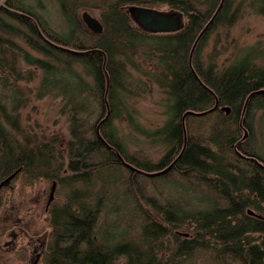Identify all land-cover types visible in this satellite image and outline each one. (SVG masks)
<instances>
[{
	"label": "trees",
	"instance_id": "16d2710c",
	"mask_svg": "<svg viewBox=\"0 0 264 264\" xmlns=\"http://www.w3.org/2000/svg\"><path fill=\"white\" fill-rule=\"evenodd\" d=\"M51 1L67 28L62 36L38 14L42 6L38 0L34 7L33 1L3 0L0 7V212L4 193L14 191L17 183L44 180L65 190L60 211L55 203L48 209L49 224L58 233L39 264H264V163L248 147L253 104L264 109V92L252 94L264 90V67L256 64L264 52H251L222 68L205 65L200 57L210 34L229 29L244 2L233 8L235 0H223L216 13L221 0ZM132 7H166L182 22L175 32L152 33L134 21ZM246 7L264 17V0H247ZM83 10L98 12L101 33L83 24L79 15ZM60 47L96 51L78 55ZM102 52L109 77L106 97ZM146 63L151 64L149 72L143 69ZM26 66L41 72L39 98L61 97L60 114L68 130L63 152L55 136L39 143L13 133L19 132L17 109L26 103L14 90L24 79ZM132 72L148 75L149 80L132 81ZM65 78L73 79L67 88ZM148 83L161 90L166 106L160 125L144 130L138 128L126 102L137 97L133 88L145 91ZM8 91L17 95L11 97L9 111L3 105ZM215 100L218 105L212 111L182 120L188 111L211 109ZM105 102L109 116L99 134L111 148L96 133L106 114ZM222 106L230 108L229 114L220 110ZM122 114L156 149L157 159L129 152L114 125ZM244 128L248 135L242 140ZM117 154L139 172L128 169ZM172 163L163 174L147 175ZM159 180L175 193L161 196ZM146 183L152 184L153 192H147ZM115 193L123 196V206L106 209L105 216L116 215L113 224H126L125 232L116 225L114 245L108 239L96 245L102 250H96L89 242L87 252H81L77 238L90 236V224H97ZM2 230L0 224V235ZM65 237L70 240L59 242ZM0 264H8L1 248Z\"/></svg>",
	"mask_w": 264,
	"mask_h": 264
},
{
	"label": "rangeland",
	"instance_id": "374dc122",
	"mask_svg": "<svg viewBox=\"0 0 264 264\" xmlns=\"http://www.w3.org/2000/svg\"><path fill=\"white\" fill-rule=\"evenodd\" d=\"M31 1L34 2L31 3L32 7L36 6L37 0H28V2ZM240 1L244 3L237 21L229 29H216L210 34L200 54L201 60L205 65H214L222 68L231 63H236L244 55L251 52L259 50L264 52V17L247 10V0H235L233 8ZM38 2L41 3L42 8L40 7L36 11L48 22L51 31H55L61 34V36L64 35L67 32V28L54 2L51 0H38ZM155 8L158 11L172 13L166 11V7ZM84 11L99 19L98 12L95 10H83L79 13L80 17ZM173 14L182 19L177 12H173ZM233 59L234 61L232 62ZM256 64L264 67V58L257 60ZM143 69L149 72L151 64H144ZM74 70L75 72H80L78 68H74ZM28 72H30V77L26 79ZM24 74V79L17 81L16 90L14 91L22 94L26 103L17 109L16 124L19 132L13 133L18 139L28 135L35 142L39 143L47 142L55 136L57 137L56 145L63 152L68 138V130L67 121L60 114L62 106L61 97L44 95L39 98L37 90L42 77L41 72L37 71L34 66H26ZM132 74V81L138 79L137 81L147 82L149 80L148 75L144 78L140 77L137 73L132 72ZM69 79L65 78L63 80L66 83V88L73 82V79ZM13 88L10 87L9 90ZM133 90L137 94V97H128L126 104L131 108L133 120L136 122L138 128L150 130L160 125L164 119L163 114L165 113L166 106L161 90L157 88L155 83H148L145 91H141L138 88H133ZM14 91L5 92L7 97H4L3 105L6 106L7 111L10 110L11 102L13 103L11 97L16 98L17 96ZM8 94L10 97H8ZM253 107L248 118V123L253 131L248 147H251L264 161V109L255 106V103ZM114 125L119 130V134L122 137L124 136V141L129 152L141 158H158L159 154L155 151L156 149L151 147L148 139L143 134L134 130L124 114L115 120ZM247 135L241 139H247ZM156 182L162 185L163 193H161V196H170L171 193H175L165 187L163 181L159 180ZM16 185L17 188L14 191L4 193V205L0 212V224L3 227L0 235V248L5 254L8 264H27L30 248L27 245V241L30 238V234H33L35 237L38 235L44 236L49 230L48 209H51L52 204L55 203V209L60 211L64 202L65 190L61 187L58 189L54 183L51 184L44 180L35 181L28 185L21 183L19 185L17 183ZM146 185L148 186L147 192H153L152 184L146 183ZM155 193L157 194V192ZM50 195L52 196L51 199H49ZM105 205V208L99 213L97 224H103L102 222H104L107 224V229L113 228L116 225L126 228V224L124 223L113 224L117 221L116 215L112 216V214H108L107 217L105 216L106 209L109 210L114 205H117L118 210L122 208L123 196L115 193ZM21 229H25L28 233ZM114 244L115 241L112 245ZM24 255L25 262L23 261Z\"/></svg>",
	"mask_w": 264,
	"mask_h": 264
},
{
	"label": "water",
	"instance_id": "95a60500",
	"mask_svg": "<svg viewBox=\"0 0 264 264\" xmlns=\"http://www.w3.org/2000/svg\"><path fill=\"white\" fill-rule=\"evenodd\" d=\"M2 2L3 0H0V7L2 6ZM222 2L223 0H221L219 6H218V9L216 10V13L217 11H219L221 5H222ZM130 13H131V16L132 18L134 19V21L140 26L142 27L143 29L149 31V32H152V33H170V32H175L179 29L180 25H181V19L180 17H178L177 15L173 14V13H169V12H162V11H158V10H155V9H152V8H144V7H132L129 9ZM215 13V15H216ZM214 15V16H215ZM213 16V18H214ZM81 18H82V21L83 23L85 24V26L92 32L96 33V34H99L102 32V24L100 22L99 19L97 18H94L93 16H91L88 12H82L81 14ZM213 18L209 21V23L203 28V30L201 31V33L199 34V36L196 38L195 40V43H194V46L195 44L197 43L198 39L200 38V35L208 28L209 24L212 22ZM34 26L36 28V30L38 31V33L42 35V33L40 32L39 28H38V25L34 22ZM44 38V36H43ZM45 39V38H44ZM53 44V43H51ZM55 45V44H53ZM193 46V48H194ZM60 48H63V47H60ZM193 48L191 49V53L189 55V65L191 66V54H192V51H193ZM65 50H69L67 48H63ZM75 54H78V55H82L84 53H87V52H90V51H96V50H87V51H75V50H69ZM98 51V50H97ZM103 54V57H104V60H103V64H102V69L104 70V75H105V79H106V92H105V97H106V93H107V90H108V86H109V77H108V74L107 72L105 71V54L102 52ZM192 72L194 73V76L197 80H199V78L197 77V75L195 74L193 68H192ZM200 82V81H199ZM209 90V89H208ZM264 90H259L257 92H254V93H263ZM252 93V94H254ZM251 94V95H252ZM106 99V98H105ZM105 105H106V114L105 116L103 117V119H101L97 126H96V133L97 135L100 137V139L102 140V142L108 146V148H111L108 144H106V142L102 139V137L100 136L99 134V126L108 118L109 116V106L107 104V102H105ZM218 105V102L217 100H215V104L214 106L205 111V112H201V113H195V112H191V111H188L186 112L183 116H182V120L184 119V117L186 115H197V116H200V115H204L206 114L207 112H210L212 111L213 109H215ZM220 110L225 112V114H229L230 112V108L228 106H222L220 107ZM247 135V130L244 128V133H243V137L244 138L245 136ZM119 160L122 162V164H124L128 169L132 170V171H136V172H139L136 168H134L133 166L125 163L122 159V157L117 154ZM173 163L170 164L168 167L164 168L163 170H160V171H157V172H154V173H148L147 175L148 176H156V175H160V174H163L165 172H167L171 167H172ZM10 178H12V175L9 176L5 182H7ZM4 183V182H3ZM53 188V186H52ZM52 196L50 195L49 196V199H51ZM186 235V234H185Z\"/></svg>",
	"mask_w": 264,
	"mask_h": 264
},
{
	"label": "flooded vegetation",
	"instance_id": "af4514ba",
	"mask_svg": "<svg viewBox=\"0 0 264 264\" xmlns=\"http://www.w3.org/2000/svg\"><path fill=\"white\" fill-rule=\"evenodd\" d=\"M262 163H264L263 160H261ZM89 234L90 236H88V238H84V237H79L77 239V243H81V247H83V249L81 250V252H87L88 245L87 243L91 242L93 244L92 249H96V250H102L101 246H96L97 244L99 245H103L102 242L105 241L107 242L108 240V244L112 245L113 242L115 241L113 238V233H114V228H110L107 229V224H90L89 227ZM58 233V229L55 230L54 225L53 227L50 226L49 230L45 233L44 236H30V238L27 241V245L30 246L29 248V254H28V258H27V264H39L42 261V257L44 256L45 252L47 251V245L49 243L50 240H52L54 238V234ZM35 237V238H33ZM41 237V238H39ZM70 240L69 237H65V238H59V242H65V241ZM35 243V244H34ZM106 245V244H104ZM112 257V253L110 255L111 259Z\"/></svg>",
	"mask_w": 264,
	"mask_h": 264
}]
</instances>
